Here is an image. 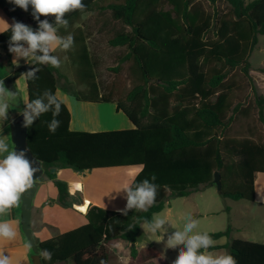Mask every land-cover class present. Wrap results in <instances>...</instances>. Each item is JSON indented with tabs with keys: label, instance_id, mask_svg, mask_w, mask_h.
Returning <instances> with one entry per match:
<instances>
[{
	"label": "trees",
	"instance_id": "trees-1",
	"mask_svg": "<svg viewBox=\"0 0 264 264\" xmlns=\"http://www.w3.org/2000/svg\"><path fill=\"white\" fill-rule=\"evenodd\" d=\"M101 1L83 0V9L64 14L66 25L58 24L54 14H41L39 20L30 14L26 20L37 30L39 21L47 19L58 36L66 39L71 34L67 61L74 66L76 85L86 84L87 88L84 96L76 95L77 99L114 101L133 127L72 130L70 110L56 93L62 63L55 68L32 59L12 71L15 79L24 77L26 81L28 97L23 109L30 112L27 104L36 99L47 104L51 95L60 103V111L57 114L56 105L51 104L34 119L29 125V147L43 162L62 203L70 193L67 181L59 179L57 171L66 168L83 172L136 166L139 174L130 186L148 179L157 185V197L146 211L133 208L127 215L90 207L86 223L38 243L41 252H52L51 261L43 259L44 264H109L115 242L134 245L142 225L161 212L169 199L213 185L216 171L221 174V195L235 201H254L256 174L264 173V140L227 135L238 116L250 114L249 106L232 101L233 92L243 86L230 80L229 72L241 69L257 93L249 58L259 34L264 35V0H112L106 5ZM222 4L225 6L220 8ZM97 9L103 15L109 11V18L102 20L97 32L109 34L111 46L127 49L124 58L133 60L139 79L124 100L115 101L101 93L98 60L91 53L88 26L83 20L86 13ZM10 29L0 33V47L6 50L8 63L14 53L9 50L14 43ZM32 70H36L35 77L26 78ZM257 103L264 120V97L257 94ZM53 120L60 121L55 132L49 127ZM53 168L57 171L52 172ZM153 173L155 181L151 180ZM126 205L127 198L122 209ZM231 231L229 225L208 233L218 239ZM228 247L237 264H264L263 242L236 238ZM136 251L132 246L133 257Z\"/></svg>",
	"mask_w": 264,
	"mask_h": 264
},
{
	"label": "rangeland",
	"instance_id": "rangeland-1",
	"mask_svg": "<svg viewBox=\"0 0 264 264\" xmlns=\"http://www.w3.org/2000/svg\"><path fill=\"white\" fill-rule=\"evenodd\" d=\"M0 2V28L14 23V21H20L30 26L34 31L36 30L33 25L26 20L25 10L20 9L21 12L17 11L19 7H15L9 3V0H1ZM112 0H102L100 4L106 5ZM250 2L252 0H245ZM225 4L220 5L223 8ZM27 11H32L31 7ZM105 12V11H103ZM28 13V12H27ZM109 18V11L101 14L100 10L97 9L95 12H88L84 15V23L87 24V32L89 34V44L91 48V53L97 58V79L100 85L101 93L107 96H111L115 101L124 100L127 93L133 88V86L138 82V76L134 73L133 60L125 59V54L127 49L125 47H113L109 44V34L98 33L97 29L101 25L102 20ZM115 25V22H111V25ZM109 24V27H111ZM52 53H60L58 58L61 60L62 68L61 73L58 72L59 77V88L60 92L70 93L80 105L79 107H84L83 103L85 100H78L76 95L82 97L86 92L85 85H76L74 77V66L72 61H67L68 56L66 55L67 49H63L59 45L56 46L54 50L50 49ZM36 55H42V53L37 50ZM12 56V55H11ZM8 59V58H7ZM25 57H10V63L8 65L22 66L24 65ZM35 59V58H33ZM251 63L250 74L254 80V84L257 88V93L253 90L250 80L246 78L241 71L237 68L229 72L228 77L230 80L235 79L240 82L243 86L242 90L234 91L232 94V101L236 105L240 103L243 107H250L249 116H238L236 121L232 124L231 128L228 130L227 135L229 137L244 138L251 137L255 140H264V120L260 118V109L257 103V94L264 97V35L259 34L258 43L251 53L249 58ZM18 87L20 89V97L23 103L27 102L28 92L27 85L24 77H20L18 80ZM18 89V90H19ZM87 95V94H86ZM91 95V94H90ZM78 100V101H77ZM105 103V102H103ZM116 103V102H115ZM76 106V104H74ZM24 109L15 108L14 112L19 114ZM74 114L76 113L73 108ZM80 113V112H79ZM82 117L76 118L77 120ZM64 171L59 174L58 178L67 181L68 188L70 186L71 190L75 192L74 180L68 182L69 179H76L77 171L72 168L63 169ZM139 170L138 167H112L106 169H94L89 173V177L86 179L87 171H83L80 174V180L84 181V191L85 194L91 197L93 200L100 202L106 209H111L113 207L123 205L125 203L127 194L124 191L117 193L115 188L120 187L125 182H130L131 177L129 173ZM80 183V182H77ZM73 188V189H72ZM256 188L257 194L256 199L257 204L264 202V173H258L256 178ZM193 192V191H192ZM193 197L198 198L200 203H209L213 209L214 214L198 216L194 215L191 209L186 206L184 197H176L174 199H169L171 204V209L165 208L160 213L156 215H163L166 217V222L162 225L155 233L151 232L147 225H144L145 231H149L151 239L159 241L161 236L163 239L171 238L177 228H183L189 219L197 220V229L193 231L202 232H218L225 230L229 223L233 224L241 229V231L235 232L239 238L250 237V239H256L258 241L264 239L262 234H264V211L261 209L259 214L248 215L245 218L246 209L245 206L258 207L252 201L240 200L234 201L230 198H224L219 194L216 185L201 186L197 190H194ZM50 198H54L50 193L47 194ZM47 197V196H46ZM255 199V200H256ZM54 200V199H53ZM62 202H57L65 209L61 208L57 210L54 209V220L56 223L55 227L48 228V233L55 235L59 231H65L72 228L78 224V217H73L71 211H66L67 208ZM56 204H52L54 206ZM227 206L233 207V215L229 217L226 211L223 209ZM171 212V213H170ZM171 215L168 217V215ZM74 215H77L74 213ZM80 222V221H79ZM221 240V239H220ZM114 245H119L118 249L114 250V258L111 259L109 264H133V260L130 257V243L128 241H117ZM184 247V246H183ZM163 253H167V247H163ZM119 256H123V262Z\"/></svg>",
	"mask_w": 264,
	"mask_h": 264
},
{
	"label": "clouds",
	"instance_id": "clouds-1",
	"mask_svg": "<svg viewBox=\"0 0 264 264\" xmlns=\"http://www.w3.org/2000/svg\"><path fill=\"white\" fill-rule=\"evenodd\" d=\"M9 3L15 7H19L25 11L31 7L32 14L35 19L39 20L41 14H54L58 24L66 25L67 20L64 14L76 9L85 7L83 0H9ZM9 28H0V33L8 31ZM11 41L10 51L19 57H34L40 63H48L55 68L61 66V60L50 55V49L54 50L57 45L63 49H68L73 43V36L70 34L67 38L58 36L57 29L53 27L47 19L39 21V28L33 30L30 26L20 21H14L11 25ZM23 42V43H21ZM27 44V47H25ZM39 50L42 55H36ZM35 71L26 73V78L35 77ZM47 95V93H46ZM4 97L14 99V94L5 86L4 81L0 80V118H4L8 109V103L3 101ZM63 99V97H62ZM51 104L56 105V113L60 111V103L57 102L55 96L49 95V103H44L42 99H36L27 104L30 112H25V121L27 125H31L36 117L41 113L48 111ZM60 121L53 120L50 124L51 131L55 132ZM0 217L7 214L13 207L18 206L21 202V193L32 187L34 183L33 173L37 171L31 166L30 161L25 157L23 151L17 153L9 149V143L0 137ZM139 174V170L129 173L132 178L130 182H125L120 187L115 188L117 193L121 190L127 194V205L120 211L127 215L128 210L137 209L146 211L150 205L154 203L157 197V185L150 183L148 179L142 183L132 187L135 177ZM157 179L156 174H151V180ZM166 222L163 215H154L151 221H147L148 229L155 233ZM198 221L189 219L183 228H177L174 235L169 239L170 246L184 245L181 247L179 255L174 260V264H237L236 258L228 253H217L207 251L214 241L208 232L193 231L197 229ZM133 226H129L131 228ZM16 237V230L12 223L7 219H0V238L12 240ZM114 249H118L119 245H113ZM204 249L205 251H200ZM42 257L45 261H51L52 252L44 250ZM0 264H14L10 255H5L0 250Z\"/></svg>",
	"mask_w": 264,
	"mask_h": 264
},
{
	"label": "crops",
	"instance_id": "crops-1",
	"mask_svg": "<svg viewBox=\"0 0 264 264\" xmlns=\"http://www.w3.org/2000/svg\"><path fill=\"white\" fill-rule=\"evenodd\" d=\"M21 9V8H20ZM28 12V13H27ZM25 16H29L32 14V11H26L24 12ZM12 25L10 23L9 25H6L5 27L1 28H9ZM27 47V44L25 45ZM52 51L50 50L49 54H51ZM17 54L13 53L12 58L15 57ZM8 55L5 49L0 47V80H2L4 77H6L9 74H12V71L20 68L21 66L18 65H12L10 67L8 65ZM34 57L26 58L24 61V64L28 63L30 60H32ZM23 66V65H22ZM17 78L15 79V84L18 87L19 83ZM25 79V78H24ZM19 89V88H18ZM20 93V89H19ZM57 96L66 103L68 106L70 113H71V121H70V128L72 130L77 131H103V130H117V129H128L133 127L132 122L130 119L126 116V114L120 110H118L117 103L114 101L112 102H90V101H84L85 103L81 104L84 107L80 108L79 104L74 100L75 98L68 92H60V88L57 89ZM63 97V99H62ZM3 101L8 103V109L6 111V115L4 118H0V137L4 138L9 143V149L14 150V143L12 141L11 137V122L12 120L18 116V112H14V109L17 108L12 105V99L11 97H4ZM78 101V100H77ZM81 101V100H80ZM76 104V106H74ZM73 108L75 112L78 114H74ZM80 112V113H79ZM79 118L78 120L76 118ZM7 153H3L0 155H6ZM64 170L59 169L57 171V174H61ZM78 178L76 179H69L68 182H71L74 180V183H78L81 186V189H76L75 192H73L69 186L68 190L70 193V196L66 203H61L64 206H66V211H71L70 213H73V217H78L79 221L78 224L72 228H75L77 226H80L87 222L86 213L88 209L94 205L103 207V205L98 202L97 200H93L91 197L85 194L84 191V181L80 180V174L81 172L77 171ZM90 171H87V177H89ZM258 174V173H257ZM256 174V178H257ZM50 193L54 198H50L47 194ZM197 192H192L188 196H184L186 198L185 203L188 209H191L193 211L194 215L198 216H205V215H212L215 211L211 208V205L209 203H205L202 205L200 203L198 198H194L193 195ZM220 194V193H219ZM256 194H257V188H256ZM221 195V194H220ZM47 196V197H46ZM178 198V197H177ZM54 199V200H53ZM174 199V198H173ZM256 199V198H255ZM77 200V201H76ZM86 200L89 201L90 204H88L85 211L78 209V205L83 204ZM235 201V200H234ZM240 201V200H238ZM256 200L252 201L255 203V205H258V207L254 208V206H245L246 213L242 218L247 217L248 215L253 214H259L261 212V209L264 211V202H261L257 204ZM58 189L55 185L54 181L50 179L45 173L43 177L40 180V187L33 199V207H32V217H31V225L33 229L34 236L39 243L40 241L53 238L61 234L63 231H59L55 233V235H52L48 233V228L55 227L54 224L56 221L54 220L53 212L54 209L57 212V210H60L61 208L65 209L61 205H58ZM22 196H21V202L18 206L13 207L7 214H5L3 217H0V219H7L10 223L15 227L16 230V237L12 240H8L5 238H0V250L4 251L5 255H10L13 258L14 264H33L32 262V254L33 250L29 244V241L22 229ZM52 204H56L52 206ZM171 202L169 201L166 205V209H171L170 206ZM261 207V209L259 208ZM123 205H119L116 207H113L111 209L113 210H120L122 209ZM229 207V210H226V207L223 209L226 213L231 217L233 215V207ZM106 208V207H103ZM165 208L163 210H165ZM162 210V211H163ZM161 211V212H162ZM76 213L77 215H74ZM160 213V212H159ZM171 213V212H170ZM171 215L169 214L168 217ZM232 227L231 234L229 236H223L218 239H213L214 244L207 249V251H213L217 253H223L228 252L229 253V247L228 244L236 239L239 238L235 232L241 231V229L233 224V222L229 223ZM143 224L141 227V231L137 237L136 243L133 245L130 243V248L132 246H136V253L135 257L132 256V252L130 249V257L133 260V264H174V260L180 253L181 247L184 245H177V246H170L169 245V239H163L161 236L159 237V241H155L154 239H151V234L149 231H145ZM229 226V225H228ZM227 228V227H226ZM71 229V228H69ZM68 230V229H67ZM264 238V234H262ZM153 238V237H152ZM221 239V240H220ZM243 239L251 240V241H257V242H263L264 239L258 241L256 239H250V237H244ZM163 247H167L168 251L167 253H163ZM203 251H205L203 249ZM120 259L123 262V256H119ZM70 264V263H65Z\"/></svg>",
	"mask_w": 264,
	"mask_h": 264
},
{
	"label": "water",
	"instance_id": "water-1",
	"mask_svg": "<svg viewBox=\"0 0 264 264\" xmlns=\"http://www.w3.org/2000/svg\"><path fill=\"white\" fill-rule=\"evenodd\" d=\"M5 86L14 94V99H12V105L22 109L23 101L21 100L19 90L15 84V78L13 74H9L2 79ZM27 112L23 110L18 116H16L11 122V137L14 143V151L19 153L23 151L25 157L30 161L31 166L36 168L37 171L33 173L34 183L31 188L26 189L25 192L21 193L22 196V229L29 241V244L33 250L31 256L33 264H44L41 248L34 236L31 217H32V207L33 199L40 187V180L45 173L43 162L38 159L31 151L28 143L29 137V125L26 124L24 113ZM57 169L53 168L52 172H56ZM213 184L216 185L218 192L222 193V179L219 171L215 172V177Z\"/></svg>",
	"mask_w": 264,
	"mask_h": 264
},
{
	"label": "bare ground",
	"instance_id": "bare-ground-1",
	"mask_svg": "<svg viewBox=\"0 0 264 264\" xmlns=\"http://www.w3.org/2000/svg\"><path fill=\"white\" fill-rule=\"evenodd\" d=\"M77 188H78V189H81V186H80L78 183H74V189L76 190ZM72 189H73V188H72ZM76 201H77V200H76ZM83 202H84V200H83ZM88 204H90V203H89L88 200H86L83 204L78 205L77 207H78V209L85 211L86 208H87V206H88ZM88 207H89V206H88Z\"/></svg>",
	"mask_w": 264,
	"mask_h": 264
}]
</instances>
